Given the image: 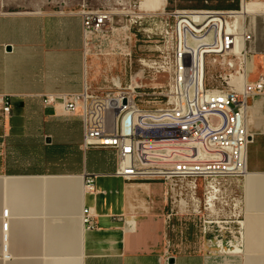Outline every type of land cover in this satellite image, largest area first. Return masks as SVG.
Segmentation results:
<instances>
[{
	"label": "crops",
	"instance_id": "1",
	"mask_svg": "<svg viewBox=\"0 0 264 264\" xmlns=\"http://www.w3.org/2000/svg\"><path fill=\"white\" fill-rule=\"evenodd\" d=\"M260 3L262 10L245 18L248 81L264 73V1L254 4ZM84 46L78 6L0 0V95L12 105L11 118H0V264H264V95L248 112L256 138L240 185V247L225 253L197 234L191 249L168 247L164 185L113 175L115 152L84 149L81 118L43 103L48 93L81 91L85 79L89 88L100 87L95 58L89 71L85 66ZM85 172L101 173L94 192L84 189ZM84 204L96 208L98 230H84ZM113 214L127 219L114 222Z\"/></svg>",
	"mask_w": 264,
	"mask_h": 264
},
{
	"label": "built area",
	"instance_id": "2",
	"mask_svg": "<svg viewBox=\"0 0 264 264\" xmlns=\"http://www.w3.org/2000/svg\"><path fill=\"white\" fill-rule=\"evenodd\" d=\"M256 1L264 0H240L239 8L228 10L168 12L164 5L150 13V23L163 20L159 41L164 44L156 45L157 55L138 57L140 71L130 69L127 80L112 77L107 88H89L85 79L81 91L43 97L46 107L81 118L84 149L101 147L115 152L113 175L164 185L168 227L175 218H201L203 234H213L209 240L224 252L238 249L243 241L240 185L249 173L248 148L256 138L248 112L251 101L264 95V73L255 81L247 80L250 35L246 21L238 15L244 3ZM81 15L87 68L94 37L114 29L109 28V11ZM137 35L128 27L122 53L126 59L133 56L131 44ZM159 75H167L163 91L147 83ZM162 95L167 99L164 103ZM11 115L10 99L0 95V118L6 122ZM100 174L84 173L85 191H95ZM110 217L121 224L127 219L125 214ZM3 218L6 229L8 209ZM81 218L85 231L100 228L94 206L84 204ZM167 246H171L169 239Z\"/></svg>",
	"mask_w": 264,
	"mask_h": 264
},
{
	"label": "rangeland",
	"instance_id": "3",
	"mask_svg": "<svg viewBox=\"0 0 264 264\" xmlns=\"http://www.w3.org/2000/svg\"><path fill=\"white\" fill-rule=\"evenodd\" d=\"M43 1V0H41ZM44 1H58V0H44ZM68 5H76L80 8V13H86L88 11L106 10L112 15V19L109 23V28H113L114 32L101 33L96 35L93 39V45L90 53L88 54L87 67L90 70L92 60L95 58L96 63L93 68L95 69L99 86L107 88L109 81L112 77L120 75L124 80H127L129 70L140 71L138 64V57L142 55H157L156 45H163L160 42V33L163 30V23L158 20L156 23H150L152 15L147 11H141L138 9V5L141 0H61ZM240 0H167L166 10L174 11L176 9H213V10H228L239 8ZM136 21V22H135ZM130 23H133L130 25ZM130 27V33L136 32L137 41L133 42L134 45L133 56L131 59H126L123 53V48L126 46L124 43V35L128 32ZM148 35L152 37L149 38ZM158 40V41H157ZM101 45L100 47H97ZM128 45V44H127ZM98 48V52L94 47ZM101 50V51H100ZM216 67L212 66V71H215ZM90 82V80H89ZM167 75H159L158 77H150L147 79L149 86H157V91H163L164 85L167 84ZM91 83V82H90ZM103 83V85H102ZM93 86V85H92ZM100 87H94L99 90ZM164 103L167 99L163 95L161 96ZM155 189L159 190L158 187ZM226 194V192L224 193ZM190 223H193V228ZM203 221L201 218L186 217L175 221L171 225L170 237L168 238L172 245H179L187 249L193 248L192 243L198 240L196 234L201 236L203 240H208L213 234L204 235L202 232ZM189 229V230H188ZM199 230V231H198ZM177 247V246H176ZM226 253V252H225Z\"/></svg>",
	"mask_w": 264,
	"mask_h": 264
},
{
	"label": "bare ground",
	"instance_id": "4",
	"mask_svg": "<svg viewBox=\"0 0 264 264\" xmlns=\"http://www.w3.org/2000/svg\"><path fill=\"white\" fill-rule=\"evenodd\" d=\"M166 1L167 0H141V2H139L140 4L138 5V9L141 11H147V12L156 11V10L162 9L164 5L166 4ZM256 2L244 3L243 9L242 11L238 12V15L244 20H246L245 18L247 15L254 14L255 12L261 11L263 4L260 3L256 5L254 4Z\"/></svg>",
	"mask_w": 264,
	"mask_h": 264
}]
</instances>
